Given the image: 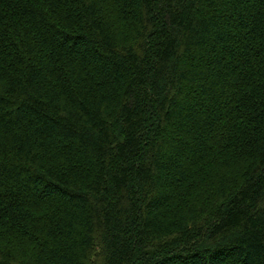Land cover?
I'll use <instances>...</instances> for the list:
<instances>
[{
	"label": "trees",
	"instance_id": "obj_1",
	"mask_svg": "<svg viewBox=\"0 0 264 264\" xmlns=\"http://www.w3.org/2000/svg\"><path fill=\"white\" fill-rule=\"evenodd\" d=\"M0 264H264V0H0Z\"/></svg>",
	"mask_w": 264,
	"mask_h": 264
}]
</instances>
